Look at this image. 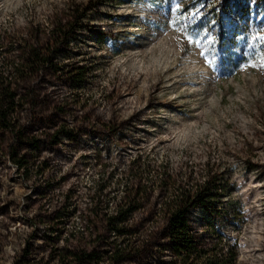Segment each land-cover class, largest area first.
<instances>
[{
  "label": "rangeland",
  "instance_id": "rangeland-1",
  "mask_svg": "<svg viewBox=\"0 0 264 264\" xmlns=\"http://www.w3.org/2000/svg\"><path fill=\"white\" fill-rule=\"evenodd\" d=\"M71 7L77 14L91 9L57 45L55 63L85 67L83 85L49 69L17 83L22 142L0 129V264H75L67 252L76 249L97 252L92 264H174L162 216L152 210L163 201L158 189L133 215L135 232L125 239L122 261L108 259L111 238L96 242L100 225L88 196L101 179L119 192L122 182L115 180L136 159L154 170L203 175L209 164L221 172L229 192L223 211L193 212L192 234L204 248L234 246L236 264H264L261 4L0 0V72L36 41L48 42ZM62 126L73 139L53 143ZM14 153L27 167L10 161Z\"/></svg>",
  "mask_w": 264,
  "mask_h": 264
},
{
  "label": "trees",
  "instance_id": "trees-1",
  "mask_svg": "<svg viewBox=\"0 0 264 264\" xmlns=\"http://www.w3.org/2000/svg\"><path fill=\"white\" fill-rule=\"evenodd\" d=\"M257 1L264 9V0ZM90 9H84L80 14H77V8L70 9L67 22L57 26L48 42L40 44L36 41L14 60L5 63L4 68L8 69V72H0L2 131L10 133L22 142L24 136L21 131H17L16 123L20 101L24 100L16 92L17 83H26L42 70L49 69L76 87L83 85L87 75L85 67H59L55 59L57 45H62L70 39L71 33L78 27V22ZM223 38L224 31L221 29L219 39ZM73 136L71 129L62 126L53 134V143H60L63 138L73 139ZM26 143L36 149L33 146L34 140L30 139ZM9 159L20 169L27 167L25 158L17 157L16 153L9 156ZM202 172L203 175H199L198 171L195 172L192 168L175 171L160 168L154 170L151 165L140 164L136 159L115 180V184L122 182L119 192L117 187L109 189V186H112L110 179L98 180L88 196L92 205L90 215L100 225L96 242L105 243L101 239L111 238L106 244L110 249L108 259L120 262L126 257L129 248L124 245L125 239L135 232L130 221L137 211L149 205L153 192L158 189L163 193V201L157 209L152 210L162 216L163 236L174 264H236L237 252L234 246L218 248L220 242H217L210 248H204L192 234L191 214L199 211L216 217L223 211L222 200L229 195L227 182L223 180L221 172L209 164ZM207 226L208 231L213 233V226ZM67 257L75 264H92L100 260L97 252L84 249L69 250Z\"/></svg>",
  "mask_w": 264,
  "mask_h": 264
},
{
  "label": "snow or ice",
  "instance_id": "snow-or-ice-1",
  "mask_svg": "<svg viewBox=\"0 0 264 264\" xmlns=\"http://www.w3.org/2000/svg\"><path fill=\"white\" fill-rule=\"evenodd\" d=\"M177 7H179V5H177ZM187 39H188V42L189 43H192L193 42L191 37H188Z\"/></svg>",
  "mask_w": 264,
  "mask_h": 264
}]
</instances>
